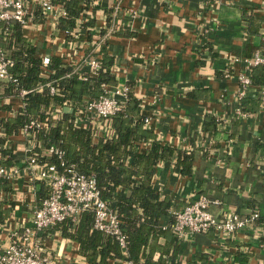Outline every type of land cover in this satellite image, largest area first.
Returning <instances> with one entry per match:
<instances>
[{
  "label": "crops",
  "instance_id": "1",
  "mask_svg": "<svg viewBox=\"0 0 264 264\" xmlns=\"http://www.w3.org/2000/svg\"><path fill=\"white\" fill-rule=\"evenodd\" d=\"M115 1L101 0L85 10L92 16L93 27L102 29V34L106 28L111 31L99 48L106 60L111 61L109 71L114 81L106 84L132 82V91L138 99H144L141 114L154 119L151 128L155 137L158 134L168 143L171 140L170 144L177 149L188 146L194 149L204 119H228L210 137L209 148L220 164L198 156L189 175L177 174L164 163L158 167L154 180L168 198L169 208L181 209L192 194L201 192L218 202L208 208L217 216L229 210L238 213L257 210L264 234V113L259 107L257 90L252 88L241 102L245 116H232L238 84L236 78L223 75L231 55L249 56L264 47V0H233L212 10L202 8L204 0H122V8L133 6L141 10L133 19L120 13L115 15L112 8ZM114 26L118 30L110 29ZM21 33L37 45L38 55L45 53L60 58V50L68 48L69 38L61 29L54 30L53 40L48 44L37 31ZM82 38L91 36L87 33ZM82 53L71 54L68 64L78 67ZM242 67V61L236 62L232 72L237 73ZM86 70L83 67L84 73ZM49 73L41 68L44 78ZM254 85V88L259 86ZM4 90L1 84L0 122L13 117L26 97L5 94ZM104 132L106 138L114 136L113 130ZM228 139L233 142L231 153L226 155L223 148ZM24 147L19 130L5 136L0 129V154L8 151L10 160L21 163ZM145 147L138 149L142 151ZM27 181L23 176L15 183L0 182V242L7 240L9 230L27 219L34 205L40 202L41 184L37 183L32 195L25 191ZM171 222L166 211L159 223L164 227ZM251 235V232H239L224 247L214 245L213 232L196 234L190 241L177 239L176 255L185 264H264V235L258 238ZM45 240L53 250L62 251L68 264H89L80 255L79 245L61 231L47 230Z\"/></svg>",
  "mask_w": 264,
  "mask_h": 264
},
{
  "label": "built area",
  "instance_id": "2",
  "mask_svg": "<svg viewBox=\"0 0 264 264\" xmlns=\"http://www.w3.org/2000/svg\"><path fill=\"white\" fill-rule=\"evenodd\" d=\"M100 1L87 0L88 6L91 7ZM121 1L116 0L113 4L112 8L115 15L120 13L121 16L133 19L141 14V10L133 6L122 8ZM232 2L233 0H204L202 8L212 10L218 5L231 4ZM86 13V11H81L72 26L61 28L60 22L70 17L64 2H55L54 0H0V80L15 81L11 72L15 60L3 44L11 36L14 23H17L22 31L30 30L43 34L47 44L53 40L51 35L54 30L61 29L69 38V44L67 49L62 48L60 50L59 59L64 63H71L69 58L71 54L83 52L81 64L74 68L75 73L78 78L83 80L88 75L96 76L103 69L99 48L104 44L111 31L106 28L102 34L100 32L102 29L98 31L96 27L86 25L87 17L92 18V16L89 17V14L88 16L85 15ZM117 27H110V29L113 30ZM204 32H208V29ZM87 33L90 34L91 38L81 39V36ZM24 36L27 43L35 45L28 36L25 34ZM66 52H69L70 55ZM37 56L40 58L41 68L50 73L45 76V78L47 77L45 82L37 85L35 89L40 91L46 88L49 95L61 94V89L54 83L53 70L48 67L51 58L54 56L45 53L37 54ZM239 61L243 62V67L239 72L233 73L232 66ZM227 64L223 69L224 77H234L238 84L233 96L237 105L232 116H245L241 109V102L252 88L257 90L259 107L264 113V83L254 88L255 85L251 80L252 68L264 65V47L255 50L249 56L231 55ZM83 67L87 68V73H84ZM101 88L103 92L97 97L85 96L75 108L65 103L63 107V110L66 108L73 112L72 123L74 126L90 128V135L94 142L99 137H107L104 131L113 130L111 117L125 109L130 96L137 98L133 91L130 94V87L127 82L103 83ZM28 92L27 89L19 88L18 95L23 98ZM138 100L139 107L142 109L144 99L139 98ZM61 113L60 106L51 104L47 113L49 117L41 119L35 116L19 128V133L23 136L25 143L24 158L21 163L13 161L10 165L4 164V160H7L9 155L0 154V182L15 183L26 176L28 181L25 191L34 195L37 183H39L47 193L45 197L40 198L39 203L34 205L27 219H23L16 228L9 230L8 239L0 242V264H68L66 258L62 256V251L53 250L47 245L46 231L54 228L60 222L68 221L75 225L81 214L87 211L93 215L92 228L100 231L105 237L111 238L118 246L121 257L108 258V264H147L142 257L137 260L128 258L129 241L121 229V220L113 207V201H107L100 196L95 179L80 173L74 165L67 164L63 160L61 149L45 146L44 141L37 137V130L48 127V118L51 121L58 120ZM142 119L144 127L152 129L151 125L154 119L150 115H145ZM216 121L222 129L228 119L220 117L216 118ZM156 136V139L163 144L171 145V140L168 143L160 135L156 134ZM232 142V139L227 140L223 148L224 154L231 153ZM210 143V136L199 128L195 147L202 148L208 159L220 164V159L213 157L214 153L209 148ZM147 145L148 143L144 141L140 146ZM190 150H192V146L184 149V151ZM52 156H56L60 160V169L48 162L47 159ZM162 164L163 162L158 163L157 168ZM169 165L172 166V161ZM213 203L218 202L211 200L201 192H195L181 209L169 208L167 210V213L172 217V222L164 228L169 227L179 241H190L196 234L213 232L216 237L214 245L217 247H224L225 243L235 239L239 232H251V237L254 238L264 235L257 210L251 211L246 216H239L232 210L217 216L208 209ZM179 260L185 263L183 259L179 258Z\"/></svg>",
  "mask_w": 264,
  "mask_h": 264
},
{
  "label": "trees",
  "instance_id": "3",
  "mask_svg": "<svg viewBox=\"0 0 264 264\" xmlns=\"http://www.w3.org/2000/svg\"><path fill=\"white\" fill-rule=\"evenodd\" d=\"M54 1L64 2L70 15L69 19L60 22L61 28L72 26L81 11L88 7L87 0ZM93 23V19L87 17L86 25L92 26ZM21 31V27L14 23L11 36L3 43L15 60L11 68L15 81L0 80V85H4L5 94L18 95L19 88L29 92L19 111L13 117L1 120V131L5 136L17 133L30 118L49 117V103L60 106L61 117L55 121L48 118V127L37 130L36 135L44 141L45 146L61 149L63 160L74 165L80 173L93 177L100 196L107 201H113V207L121 220V229L129 241L128 258L137 260L142 257L147 264H185L176 255L177 238L169 227L164 228L159 223L170 202L154 180V174L157 172L158 163L169 165L172 161V170L175 173L189 175L193 172V162L198 156L205 161L208 159L206 152L200 147L184 151L157 140L154 131L144 127L139 100L133 96L128 99L124 110L111 117L114 136L99 137L94 142L90 128L74 126L73 112H66L63 107L68 104L75 108L85 96L100 95L103 92L101 84L114 81L109 71L111 61L106 60L107 56L102 49L101 52L99 50L103 69L96 76L83 80L78 78L73 65L52 57L48 67L53 70L54 83L61 89V94L49 95L46 88L40 91L35 89L37 85L44 83L46 78L41 74L37 45L27 43ZM251 80L256 85L264 83V65L252 68ZM128 85L132 94V82H128ZM212 119H204L201 126L210 137L214 129H221L216 119ZM144 141L148 145L139 151L138 146ZM2 154L6 155L3 152ZM10 158L9 155L4 164L10 165L14 161ZM47 160L60 169V160L56 156ZM123 190L125 192H122ZM38 195L40 198L47 195L42 185ZM251 211L236 213L246 216ZM92 222L93 215L87 211L81 214L77 224L60 222L52 229L61 231L62 235L74 240L79 245L80 255L85 257L89 264H108V258L121 257L117 244L100 231L94 230ZM160 238L163 239L162 242L159 241ZM154 254L157 255L154 257Z\"/></svg>",
  "mask_w": 264,
  "mask_h": 264
},
{
  "label": "water",
  "instance_id": "4",
  "mask_svg": "<svg viewBox=\"0 0 264 264\" xmlns=\"http://www.w3.org/2000/svg\"><path fill=\"white\" fill-rule=\"evenodd\" d=\"M66 110H70V109H66V108H65V111H66Z\"/></svg>",
  "mask_w": 264,
  "mask_h": 264
}]
</instances>
